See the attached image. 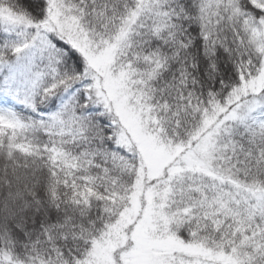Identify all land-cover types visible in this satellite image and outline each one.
<instances>
[{"label": "snow or ice", "instance_id": "snow-or-ice-1", "mask_svg": "<svg viewBox=\"0 0 264 264\" xmlns=\"http://www.w3.org/2000/svg\"><path fill=\"white\" fill-rule=\"evenodd\" d=\"M0 264H264V0H0Z\"/></svg>", "mask_w": 264, "mask_h": 264}]
</instances>
